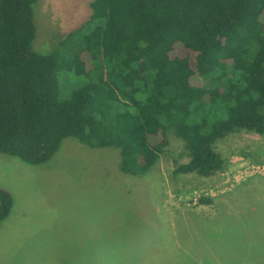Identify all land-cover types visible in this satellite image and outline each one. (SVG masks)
<instances>
[{"label": "trees", "instance_id": "1", "mask_svg": "<svg viewBox=\"0 0 264 264\" xmlns=\"http://www.w3.org/2000/svg\"><path fill=\"white\" fill-rule=\"evenodd\" d=\"M36 4L0 0V153L40 166L74 138L144 176L173 132L188 159L175 173L210 178L225 168L220 141L264 135V0H92L47 54ZM13 207L0 186V225Z\"/></svg>", "mask_w": 264, "mask_h": 264}, {"label": "rangeland", "instance_id": "2", "mask_svg": "<svg viewBox=\"0 0 264 264\" xmlns=\"http://www.w3.org/2000/svg\"><path fill=\"white\" fill-rule=\"evenodd\" d=\"M91 2L37 0L34 49L51 52ZM169 137L168 154L144 176L120 172L117 150L74 138L40 166L0 153V186L14 199L0 225V264H264V135L220 141L225 168L210 178L176 174L188 159Z\"/></svg>", "mask_w": 264, "mask_h": 264}]
</instances>
